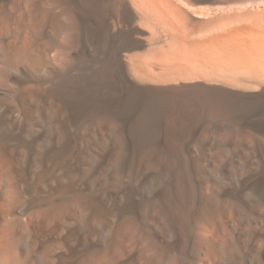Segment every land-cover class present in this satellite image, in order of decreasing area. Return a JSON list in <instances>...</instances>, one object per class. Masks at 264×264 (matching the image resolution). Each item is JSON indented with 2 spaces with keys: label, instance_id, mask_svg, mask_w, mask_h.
<instances>
[{
  "label": "bare ground",
  "instance_id": "bare-ground-1",
  "mask_svg": "<svg viewBox=\"0 0 264 264\" xmlns=\"http://www.w3.org/2000/svg\"><path fill=\"white\" fill-rule=\"evenodd\" d=\"M0 264H264V0H0Z\"/></svg>",
  "mask_w": 264,
  "mask_h": 264
}]
</instances>
